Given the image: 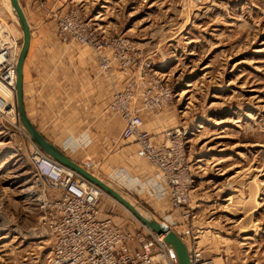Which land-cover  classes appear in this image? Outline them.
Segmentation results:
<instances>
[{
  "label": "rangeland",
  "instance_id": "374dc122",
  "mask_svg": "<svg viewBox=\"0 0 264 264\" xmlns=\"http://www.w3.org/2000/svg\"><path fill=\"white\" fill-rule=\"evenodd\" d=\"M60 1L39 7L54 31L56 20L48 11L77 7L81 16L93 18L100 34L127 37L141 57L152 55L156 71L172 87L174 97L157 117L160 127L190 126L186 154L195 175L196 214L190 222L205 254L218 264H264V0ZM0 17L20 48V27L4 0ZM54 40L58 50L76 45L61 43L56 34ZM126 57L133 75L140 57L131 51ZM115 79L122 76L116 73ZM11 98L16 104L15 93ZM15 121L21 125L16 114H0V142L10 146L0 149V264H47L52 236L38 229L43 213L38 198L45 187L35 180L29 140ZM44 193L55 194L47 188ZM132 199L159 220L170 213L156 214ZM99 208L122 229L138 227L107 194H101Z\"/></svg>",
  "mask_w": 264,
  "mask_h": 264
},
{
  "label": "built area",
  "instance_id": "2783aa9c",
  "mask_svg": "<svg viewBox=\"0 0 264 264\" xmlns=\"http://www.w3.org/2000/svg\"><path fill=\"white\" fill-rule=\"evenodd\" d=\"M35 1L38 7L45 8L46 0ZM77 9L47 11L56 20L55 34L61 43L88 47L97 55L100 73L115 72L114 75L122 76L106 110L121 123L117 141L135 143L140 159L154 167L155 179L139 183L140 192L158 211H170L161 221L174 229L184 242L190 264H218L199 246L190 222L196 218L191 207L195 175L186 154L190 126L185 123L154 129L145 127L143 113L150 112L156 118L158 111L173 99L172 87L156 71L152 55L141 57L142 50L127 37L100 34L93 18L81 16ZM19 49L0 17V114L3 116L18 115L10 96L16 90ZM129 51L140 57L133 64L136 65L133 75L127 65L131 64L126 57ZM24 135L29 140L28 158L36 182L55 192L46 195L44 188L38 198L43 212L38 229L50 234L53 240L47 264H176L163 235L154 233L136 218L138 227L129 230L120 228L111 217L102 216L98 202L101 194L106 193L38 148L26 132ZM89 141L87 138L84 143ZM117 174L126 183L132 182L128 169L122 167Z\"/></svg>",
  "mask_w": 264,
  "mask_h": 264
},
{
  "label": "crops",
  "instance_id": "0c3cea01",
  "mask_svg": "<svg viewBox=\"0 0 264 264\" xmlns=\"http://www.w3.org/2000/svg\"><path fill=\"white\" fill-rule=\"evenodd\" d=\"M20 3L31 29L23 67V103L27 116L46 139L64 147L65 151L74 152L68 155L75 162L96 176L93 167L97 168L104 175L99 178L117 185L126 191V196L131 195L159 214L153 202L140 192L139 184L155 179V170L139 165L137 160L141 159L135 143L117 141L121 123L106 110L111 94L121 80L115 79V72L100 73L97 55L88 47L74 44L58 50L55 31L48 20L50 17H46L35 0H21ZM53 3L62 1L48 0V4ZM143 116L146 128L154 129L160 125L158 117L147 113ZM87 138L90 141L85 144ZM80 142L85 143L77 145ZM72 147L76 149L72 150ZM108 147L115 150L108 157L102 156V150ZM123 166L129 169L132 182L126 183L119 178L117 172ZM233 198L227 199L232 201Z\"/></svg>",
  "mask_w": 264,
  "mask_h": 264
},
{
  "label": "water",
  "instance_id": "95a60500",
  "mask_svg": "<svg viewBox=\"0 0 264 264\" xmlns=\"http://www.w3.org/2000/svg\"><path fill=\"white\" fill-rule=\"evenodd\" d=\"M9 4L18 20L19 27L22 31V42L15 66L16 109L19 121L27 132L29 139L33 142V144H35L38 148L51 156L61 165L75 171L86 180L97 185L107 195H109L111 198L121 204L125 209H127L140 223L145 225L151 231L156 234L163 235L164 241L169 246L176 264H190L187 248L179 235L174 230L170 229L164 222L154 217L153 214H151L147 209L140 205V203L133 200L132 197H130L129 195L126 196L125 193L112 186L110 183L108 184V182L97 177L84 166L75 162L61 147L56 146L48 139H46L31 122L25 112L23 103V67L30 46L31 29L27 21L25 12L21 6L20 0H9ZM131 199L135 204H137L140 208L142 207V209L147 211L151 216H145L144 214L139 212L138 209H136V207L131 203Z\"/></svg>",
  "mask_w": 264,
  "mask_h": 264
},
{
  "label": "bare ground",
  "instance_id": "6f19581e",
  "mask_svg": "<svg viewBox=\"0 0 264 264\" xmlns=\"http://www.w3.org/2000/svg\"><path fill=\"white\" fill-rule=\"evenodd\" d=\"M4 2H5V5H6V8L8 9V10H10L11 11V14H12V17L14 18V20H15V22L18 24V20H17V18H16V16L14 15V13H13V11H12V9H11V7H10V4H9V0H4ZM28 21V20H27ZM19 25V24H18ZM20 33L22 34V31H21V29H20ZM3 92H4V90H2ZM11 96H12V94H11ZM11 96H10V99L12 100V98H11ZM15 98H16V90H15ZM17 119L19 120V118H18V115H17ZM20 122V121H19ZM16 126H19L20 127V129L21 130H23V131H25V129H24V127L22 126V124L21 125H18L17 124V122L15 121V122H13ZM23 127V128H22ZM24 133V132H23ZM26 134H27V132H26ZM28 135V134H27ZM9 142H0V149H3L4 151H6V149H9ZM98 177V176H97ZM105 181V180H104ZM107 182V181H106ZM109 184V183H108ZM131 201V203L136 207V209H138V211L139 212H141L142 214H144L145 216H151L147 211H145V210H143L142 208H140L137 204H135L134 202H133V200L131 199L130 200ZM246 204V203H245ZM251 205L252 204H248L247 203V205H244V207H247V208H249V207H251ZM163 222V221H162ZM165 223V222H164ZM166 224V223H165ZM167 225V224H166ZM168 226V225H167ZM170 228V227H169ZM171 229V228H170ZM172 230H174V229H172ZM175 231V230H174ZM176 232V231H175ZM5 237V236H4Z\"/></svg>",
  "mask_w": 264,
  "mask_h": 264
},
{
  "label": "trees",
  "instance_id": "16d2710c",
  "mask_svg": "<svg viewBox=\"0 0 264 264\" xmlns=\"http://www.w3.org/2000/svg\"><path fill=\"white\" fill-rule=\"evenodd\" d=\"M98 206H99V202H98Z\"/></svg>",
  "mask_w": 264,
  "mask_h": 264
}]
</instances>
